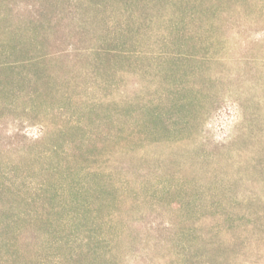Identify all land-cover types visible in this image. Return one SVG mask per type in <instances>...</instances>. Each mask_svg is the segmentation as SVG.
I'll return each mask as SVG.
<instances>
[{
    "label": "rangeland",
    "instance_id": "1",
    "mask_svg": "<svg viewBox=\"0 0 264 264\" xmlns=\"http://www.w3.org/2000/svg\"><path fill=\"white\" fill-rule=\"evenodd\" d=\"M0 264H264V0H0Z\"/></svg>",
    "mask_w": 264,
    "mask_h": 264
}]
</instances>
